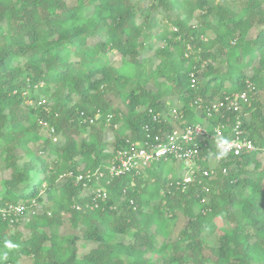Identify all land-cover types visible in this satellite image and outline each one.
<instances>
[{
  "label": "trees",
  "instance_id": "1",
  "mask_svg": "<svg viewBox=\"0 0 264 264\" xmlns=\"http://www.w3.org/2000/svg\"><path fill=\"white\" fill-rule=\"evenodd\" d=\"M160 22L166 31L155 32ZM111 50L123 57L120 67L110 64ZM142 50H154L155 61L146 64ZM247 86L251 104L240 114L225 111L207 122L205 112H194L198 98L224 99ZM170 95L184 112L181 128L201 124L212 134L220 122L232 129L241 121L255 150L235 156L207 139L201 157L219 156L214 179L198 175L183 190L176 185L179 161L161 158L110 177L107 198L78 210L89 181L79 175L105 169L116 149L142 144L149 133L174 130L159 114ZM110 110L120 123L112 151ZM260 155L264 0H0V162L9 169L0 180V207L25 205L19 215L0 211V264H264ZM178 212L187 223L174 236L170 220ZM24 217L27 236L18 228ZM67 221L96 243L83 257L80 237L62 231ZM204 233L217 234L219 245H209Z\"/></svg>",
  "mask_w": 264,
  "mask_h": 264
},
{
  "label": "built area",
  "instance_id": "2",
  "mask_svg": "<svg viewBox=\"0 0 264 264\" xmlns=\"http://www.w3.org/2000/svg\"><path fill=\"white\" fill-rule=\"evenodd\" d=\"M192 81L195 83L196 78L192 74ZM253 87L248 86V90L234 92L227 95L224 99L218 102V105L213 108L209 107V114L212 110L221 109L225 111H241L247 103L250 102L249 90ZM46 102L45 100H42ZM196 103H198L196 101ZM100 114V112H98ZM155 120L160 121V116L155 115ZM90 122H94V118L90 119ZM224 129V127H222ZM221 128L214 127L212 134L210 130L201 124H195L192 126H187L180 130L174 129L171 132L165 133L163 136L156 135L153 137L150 133L148 134V139L142 144L140 142H132L129 148H119L114 157L111 158L110 162L106 164L105 169L98 168L97 170H89L86 175H79L80 180L88 179V182L100 179L103 182L106 181L107 184L112 179L110 177L122 175L132 169H141L145 165L159 160L161 158H176L179 161H195L200 160L202 153L201 142H205L207 139H211L215 142L216 146L223 151L233 153L235 156L241 155L244 152H249L255 150L254 143L243 137V134H234L232 136H225L224 132L219 140L217 138V131ZM52 131V130H51ZM206 145V144H205ZM202 150V151H201ZM204 167L202 164H200ZM192 176L191 178H186L179 182L178 186L183 187V190L187 189V186L199 175L210 177L213 171H208L205 168L199 167L197 170L191 168ZM198 171L200 173H198ZM107 176L109 178H107ZM106 177V179H105ZM78 178V179H79ZM103 189L98 190L93 193L95 200H92L91 207L98 206L97 199L100 198L105 200L107 198V187L102 185ZM206 198H202V202H205ZM94 202V204H93ZM89 207V206H88ZM78 210H82L83 207L76 206ZM25 210V205L19 204H8V206L0 207V211L3 214H22Z\"/></svg>",
  "mask_w": 264,
  "mask_h": 264
},
{
  "label": "rangeland",
  "instance_id": "3",
  "mask_svg": "<svg viewBox=\"0 0 264 264\" xmlns=\"http://www.w3.org/2000/svg\"><path fill=\"white\" fill-rule=\"evenodd\" d=\"M73 0H71L72 2ZM174 16L176 15L175 13H173ZM166 22V21H165ZM164 22V23H165ZM164 23H159L158 24V28L155 29V32H163L166 31L165 25ZM173 30H177V28L173 27ZM257 31V28L252 30L251 33H249L248 37H253L255 35ZM157 36V33L155 34ZM211 36H213L212 33H210ZM155 46L158 45L157 41L154 43ZM108 58L110 61V64H112L113 66L116 67H120L122 65L123 62V57L115 50H111L108 52ZM141 58H144V62H146V64H150L152 61H155V57H154V50L151 51H145L142 50V54H141ZM197 82V79H196ZM248 89V86H247ZM48 102L50 101L49 98L47 97ZM115 100V106L116 107H123L122 103L120 102V100L118 99H114ZM222 100L219 96H216L214 99L209 100V101H205L202 98H198L196 101L198 103H196V101L194 102V109H195V113L196 115L200 116L203 112H205V118L204 121L210 122L211 120L209 118H214L216 121L217 119H220L224 116V112L221 109H213L211 114H209V107L213 108V106L215 107L216 105H218V102ZM32 101H34V99H26L27 103H31ZM42 101V100H41ZM167 105H169V108L166 110H163L161 113H159L161 116H163L166 121L170 122L171 126L176 129V130H180L183 129L181 128L178 124H179V120H183L184 119V112L182 110H180L178 108L177 104V99L175 96H167L164 100H163ZM43 102V101H42ZM207 105H206V104ZM47 104V103H46ZM251 104V97H250V102L247 103V105ZM112 106V108H114L115 106ZM244 109V108H243ZM243 109L241 111H239V114L243 112ZM115 113L112 112L111 110L109 111V113L107 114V125H106V131H107V141H108V150L112 151L114 149V140H115V134H116V130L117 128H119L120 123L119 122H115L113 123L111 120L114 118ZM101 116V112L100 114H96V118H99ZM225 119H227V121H229V117H225ZM245 119H247V121H249L250 116L247 115L245 116ZM241 121H238V123L235 125L234 128L231 129V126H226L225 123L220 122L219 124H216L218 128H221L222 131L224 132L225 136H232L234 134H238L240 132V134H244V130H242L240 127ZM181 125V124H180ZM224 127V129L222 128ZM116 129V130H115ZM221 130L217 131V138H219V140H221L219 136H221L223 134ZM46 133L48 134L49 132L46 130ZM54 140L56 143H60L59 138L58 137H54ZM32 147L34 148V150L37 149V147L39 148V146L37 145H32ZM118 149L115 150V152ZM262 158H264L263 155H260ZM114 157V156H113ZM179 161V160H178ZM201 161L204 162L206 161V166L209 163L211 166H213V168H206L202 167L200 165V161L199 160H195V161H179L178 167L175 169V176L183 177V180L186 178V180L188 178H191L192 176V170L191 168H194L195 170H197L199 167L201 168H205L208 171H213V173L211 174L210 177H203V178H209V179H214L215 176L217 175V170H218V166H219V156H215V152H207L205 154V156H203L201 158ZM210 161V162H209ZM108 164V162H106ZM105 163V164H106ZM202 164V163H201ZM204 166V165H203ZM9 176V169H6L4 167L3 162H0V180L2 178L8 177ZM176 177V178H177ZM79 178V177H78ZM66 176L61 175L58 179H57V183L59 185H61L63 183V181H65ZM77 180H80L77 179ZM196 178L190 183V184H194L195 183ZM179 182L181 181H177L176 185L178 186ZM197 183L201 184L202 180H199ZM84 191H83V196L87 197L86 201H81L78 206H82L83 209L91 206L92 204V200H95V198L93 197V193L97 192L102 188V185H104V182L100 179L97 180H93L91 182L88 183H84ZM188 187V186H187ZM89 199V200H88ZM34 211H39L40 209L38 208H34ZM33 213V211H29V214ZM29 214H26L27 218L29 217ZM177 216H175V219H171V228L174 230V236H177V234L180 232V230L186 225L187 223V217H185L181 212H178L176 214ZM27 221L26 217L21 219V224L18 225V228L27 236L28 235V230L25 228L24 226V222ZM84 227L83 226H79V227H75L71 224V222L67 221L66 225L63 226L62 231L63 232H67V233H72V234H77L80 238L77 242V248H78V256L79 257H83L84 254H86L90 249H92L93 247L96 246V243L93 241H88L85 240L83 237V233H84ZM203 239L212 246H218L219 245V237L217 234H208V233H204L202 235Z\"/></svg>",
  "mask_w": 264,
  "mask_h": 264
}]
</instances>
